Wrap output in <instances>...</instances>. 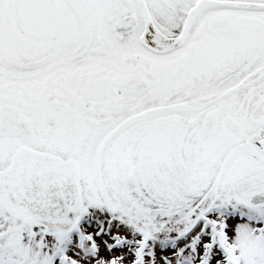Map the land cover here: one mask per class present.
I'll return each instance as SVG.
<instances>
[{"label": "snow or ice", "instance_id": "1", "mask_svg": "<svg viewBox=\"0 0 264 264\" xmlns=\"http://www.w3.org/2000/svg\"><path fill=\"white\" fill-rule=\"evenodd\" d=\"M0 264H264V0H0Z\"/></svg>", "mask_w": 264, "mask_h": 264}]
</instances>
